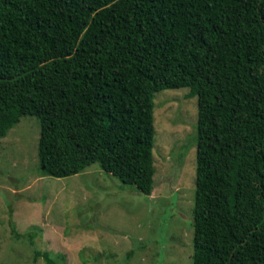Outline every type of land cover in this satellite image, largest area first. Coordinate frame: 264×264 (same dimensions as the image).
<instances>
[{"label": "trees", "instance_id": "1", "mask_svg": "<svg viewBox=\"0 0 264 264\" xmlns=\"http://www.w3.org/2000/svg\"><path fill=\"white\" fill-rule=\"evenodd\" d=\"M180 88L191 264H264V0H0V139L35 117L40 176L96 165L148 196L152 99Z\"/></svg>", "mask_w": 264, "mask_h": 264}, {"label": "rangeland", "instance_id": "2", "mask_svg": "<svg viewBox=\"0 0 264 264\" xmlns=\"http://www.w3.org/2000/svg\"><path fill=\"white\" fill-rule=\"evenodd\" d=\"M185 88L152 102L148 196L90 165L40 176L39 123L21 116L0 139V264H191L196 99ZM31 237H29V236Z\"/></svg>", "mask_w": 264, "mask_h": 264}]
</instances>
